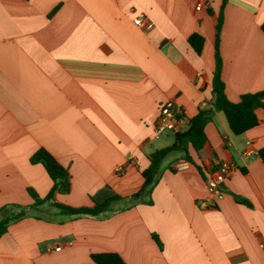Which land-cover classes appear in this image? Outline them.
<instances>
[{
  "label": "crops",
  "instance_id": "crops-1",
  "mask_svg": "<svg viewBox=\"0 0 264 264\" xmlns=\"http://www.w3.org/2000/svg\"><path fill=\"white\" fill-rule=\"evenodd\" d=\"M221 3L0 0V221L25 213L0 236V264H95L91 256L103 253L126 264H264L262 110L259 126L239 136L217 112L204 148L189 146L187 169H177L181 153L165 159L151 204L122 210L128 202L119 201L113 217L73 218L50 203L33 208L28 192L45 198L52 188L43 165L30 163L44 149L71 177L60 204L93 206L107 189L124 199L137 193L148 157L174 141L156 133L160 108H180L185 131L213 103ZM140 14L151 30L135 26ZM263 23L264 0H228L220 54L232 103L264 91ZM194 34L205 39L201 55L189 44ZM225 161L236 171L223 199L204 207L207 174Z\"/></svg>",
  "mask_w": 264,
  "mask_h": 264
},
{
  "label": "trees",
  "instance_id": "trees-1",
  "mask_svg": "<svg viewBox=\"0 0 264 264\" xmlns=\"http://www.w3.org/2000/svg\"><path fill=\"white\" fill-rule=\"evenodd\" d=\"M227 3L228 0H222L216 25L214 41L215 70L212 78L213 103L210 107L201 109L195 117L190 119L188 128L185 131H179L174 134V141L171 146L157 150L148 157L149 166L141 173L144 180L142 188L127 199L117 194L110 193L107 189L103 193V197L93 198L94 205L92 207L74 208L60 204L56 201V195L70 193L71 177L68 171L59 164L55 157L46 150L40 149L31 157L30 163L33 165H43L53 185L45 198H40L33 190H28L29 195L34 201L32 205L33 208H40L50 203L64 216L82 218L104 215L111 210L115 202L119 201L127 200L128 202L122 210H127L131 205H135L139 202L151 204L152 202L148 198L159 180L161 167L165 159L170 154L178 152L183 154L185 161L192 163L189 154V146L197 153L204 148L208 142L205 129L207 125L213 121L217 112H222L225 115L229 128L235 136L242 135L259 126L260 120L257 116V111L262 110L264 112V91L245 94L241 96L238 103L229 101L225 94V84L221 78L222 58L220 54V35L224 21V8ZM209 12L213 14L210 9ZM261 30L264 33V23L261 25ZM188 41L193 50L198 55H201L205 39L200 34H194ZM257 155L264 164V148L259 150ZM216 169H218V167H216L215 170ZM235 200L238 203L250 206V203L245 199L235 196ZM24 216L25 213L22 211L19 215L0 221V236L7 231L11 222L17 221ZM154 238L157 240L156 236H154ZM91 259L95 264H126L117 253L94 254L91 256Z\"/></svg>",
  "mask_w": 264,
  "mask_h": 264
},
{
  "label": "built area",
  "instance_id": "built-area-1",
  "mask_svg": "<svg viewBox=\"0 0 264 264\" xmlns=\"http://www.w3.org/2000/svg\"><path fill=\"white\" fill-rule=\"evenodd\" d=\"M135 26L143 30H151L153 28V23L146 18L144 15L140 14L135 17L133 20ZM183 111L174 105V103L169 102L163 105L160 108L159 116L156 121V133L157 135L172 133L175 134L181 130L182 126ZM252 143L249 142L248 146H251ZM249 151H246L244 155L248 156ZM189 163L187 161H182L177 169H187ZM121 171V169H119ZM236 171V166L232 162H221L218 166V169L215 171L209 172L207 174V187L210 193L211 198L206 199L202 203L204 207L213 205L215 202L222 200L224 193L222 190L223 184L229 179L232 174ZM61 247H56L55 252H59Z\"/></svg>",
  "mask_w": 264,
  "mask_h": 264
},
{
  "label": "rangeland",
  "instance_id": "rangeland-1",
  "mask_svg": "<svg viewBox=\"0 0 264 264\" xmlns=\"http://www.w3.org/2000/svg\"><path fill=\"white\" fill-rule=\"evenodd\" d=\"M169 134V135H168ZM165 135H168V137H172L171 136V133H166ZM88 207H92V205H90V206H88ZM115 209L113 208L112 210H110L108 213H107V215L106 216H104V215H102L101 217H104V218H107V217H113L114 216V214H115ZM52 216V215H51Z\"/></svg>",
  "mask_w": 264,
  "mask_h": 264
}]
</instances>
